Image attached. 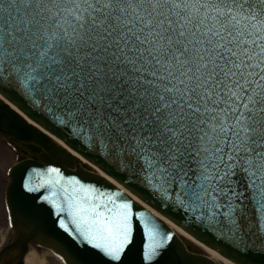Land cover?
Here are the masks:
<instances>
[{
    "label": "snow or ice",
    "instance_id": "snow-or-ice-1",
    "mask_svg": "<svg viewBox=\"0 0 264 264\" xmlns=\"http://www.w3.org/2000/svg\"><path fill=\"white\" fill-rule=\"evenodd\" d=\"M7 84L208 221L264 243V0H0ZM69 183L79 188L64 189L66 208L56 192L43 199L120 261L132 203ZM172 239L150 244L145 258Z\"/></svg>",
    "mask_w": 264,
    "mask_h": 264
},
{
    "label": "water",
    "instance_id": "water-1",
    "mask_svg": "<svg viewBox=\"0 0 264 264\" xmlns=\"http://www.w3.org/2000/svg\"><path fill=\"white\" fill-rule=\"evenodd\" d=\"M0 93L28 118L140 200H135L95 173V169L88 168L83 160L58 145L0 99V136L21 152L7 174L9 183L4 199L12 238L0 250V264H25L31 248L48 251L63 264H217L206 254L186 244L183 237H179L153 210L234 264H264V243L254 230H245L242 236L234 237L222 225L208 221L201 215V210L191 206L188 201L181 203L164 185L150 183V177L129 166L122 155L113 153L103 144H97L75 125L61 123L47 106L38 103L35 96L23 87L7 84L0 88ZM51 168L59 169V176L49 173ZM69 181H79L85 187L96 189L94 195L103 192L105 198L119 192L121 195L116 197L118 202L132 203V239L121 254L120 261L111 260L101 250L92 248L75 233V225L68 212L57 216L55 205L43 199L56 192L52 199L66 208L64 189L71 192L73 188H79V184H70ZM141 211L145 214L142 219L136 215ZM248 212L252 213L250 207ZM61 218L67 223L68 230L60 226ZM149 229L152 230L151 237ZM169 233L173 239L163 247H157L152 259L147 260L144 253L149 245L162 243V237Z\"/></svg>",
    "mask_w": 264,
    "mask_h": 264
},
{
    "label": "bare ground",
    "instance_id": "bare-ground-1",
    "mask_svg": "<svg viewBox=\"0 0 264 264\" xmlns=\"http://www.w3.org/2000/svg\"><path fill=\"white\" fill-rule=\"evenodd\" d=\"M0 99L4 100L6 102V105H8L9 107H11L14 111H16L17 113L21 114L30 124L38 127L39 129H41L45 134H47L52 140H54L56 143H58V145H60L61 147L65 148L69 153L73 154L74 156H76L77 158L83 160V164H85L88 168H92L95 169V173L103 176L104 178H106L107 180H109L111 183L115 184L116 186H118L120 189L124 190L125 192H127L130 196H132L135 200H138L129 190H127L124 186H122L120 183H118L116 180H113V178H111L109 175H107L105 172L101 171L97 166L93 165L92 163H90L88 160H86L83 156L79 155L77 152H75L74 150H72L71 148H69L65 143H63L61 140L57 139L55 136H53L50 132L46 131L43 127H41L40 125H38L36 122H34L33 120H31L30 118L27 117V115H25L16 105H14L12 102H10L7 98H5L1 93H0ZM146 207L150 208L149 206L145 205ZM152 210V208H150ZM153 212L160 218H162L167 225L179 236V237H183V241L186 244L191 245L193 248L197 249L198 251L206 254L207 257L212 258V260L217 263V264H234L233 262L221 257V255L219 253H217L216 251L208 248L207 246H205L204 244H202L201 242L197 241L196 239L190 237V235L188 233H186L184 230H182L181 228H178V226H176L175 224H173L171 221L165 219L162 215H160L159 213H157L156 211L153 210ZM48 253V251H47ZM50 253V252H49ZM45 261H42L35 252L31 251L28 253V255L25 258V264H45Z\"/></svg>",
    "mask_w": 264,
    "mask_h": 264
},
{
    "label": "rangeland",
    "instance_id": "rangeland-1",
    "mask_svg": "<svg viewBox=\"0 0 264 264\" xmlns=\"http://www.w3.org/2000/svg\"><path fill=\"white\" fill-rule=\"evenodd\" d=\"M19 154L18 150L6 138L0 136V250L12 238L4 194L9 183L7 172L16 163ZM31 251L35 252L42 261H45V264H63L57 257L45 250L31 248Z\"/></svg>",
    "mask_w": 264,
    "mask_h": 264
}]
</instances>
